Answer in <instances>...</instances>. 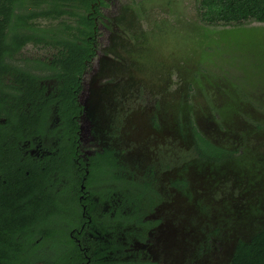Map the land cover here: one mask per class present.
<instances>
[{
  "label": "rangeland",
  "instance_id": "374dc122",
  "mask_svg": "<svg viewBox=\"0 0 264 264\" xmlns=\"http://www.w3.org/2000/svg\"><path fill=\"white\" fill-rule=\"evenodd\" d=\"M103 1L98 53L80 94L100 115L83 116L80 147L87 157L117 142L129 172L154 179L147 218L156 224L146 240L133 239L129 256L226 264L240 240L264 228V23L210 24L200 0ZM60 21L42 23L57 29ZM55 52L28 44L21 57ZM199 135L222 155L198 149Z\"/></svg>",
  "mask_w": 264,
  "mask_h": 264
},
{
  "label": "trees",
  "instance_id": "16d2710c",
  "mask_svg": "<svg viewBox=\"0 0 264 264\" xmlns=\"http://www.w3.org/2000/svg\"><path fill=\"white\" fill-rule=\"evenodd\" d=\"M103 3L0 0V264H149L128 249L156 224L147 218L157 201L153 182L128 180L110 148L87 160L77 154L78 98L96 55ZM198 11L214 25L264 23V0H200ZM43 20H61L62 28ZM28 44L56 52L46 60L23 58ZM37 142L51 152L31 154L28 146ZM197 146L222 155L204 136ZM113 196L117 208L104 211ZM226 264H264V228L240 240Z\"/></svg>",
  "mask_w": 264,
  "mask_h": 264
},
{
  "label": "flooded vegetation",
  "instance_id": "af4514ba",
  "mask_svg": "<svg viewBox=\"0 0 264 264\" xmlns=\"http://www.w3.org/2000/svg\"><path fill=\"white\" fill-rule=\"evenodd\" d=\"M104 6H106V3H103V4L100 5V14L98 15L99 16L98 18L96 17L97 18L96 22H97V25H98V28H99V32H100V26H101V20L99 21V19L102 18V16H103V14H102V8ZM140 36H144V35L141 34ZM98 41H99V33H98ZM97 53H98V45H97L96 55H97ZM133 58H135V57H133ZM135 59H137V60H139V61H141V62H143L145 64L147 63V62H145V61H143V60H141L139 58H135ZM129 75L131 76V74H129ZM101 76L102 75H99L97 77V79L99 80L101 78ZM115 84H114V86L118 88V84L117 83H115ZM95 92H97V91H95ZM113 92H116L115 89H113L111 91V93H113ZM80 94H81V92H80ZM80 94H79V98L78 99H79L80 104L82 105V109H81V112H80V115H79V119H78L79 120V124H80V130H79V146H78L79 153H77V154H78V157H81L83 160H87L88 159V156L87 157H84L83 156L84 154L82 153V150H81V147H80V145L82 143V139H83V134H82L83 125L81 124V121H82V118H83L84 115H86V118H88V120L89 119L90 120L92 119V121H93L94 118H96L97 116L100 115L99 114L100 113V110H98L99 106L98 107L97 106L95 107V105L93 103V100L90 99V98H88L84 103H82L81 102V98H80ZM98 94L101 96V99H103V98H105L109 94V92L107 93V95H104V96H103V94H100V93H98ZM94 97L95 96H93V98ZM91 133H92V130L90 129L89 130V134H91ZM116 140L117 141H121V138L116 139ZM106 148H110V149L113 150L114 155L116 156V161L121 165L120 168H121L123 174L128 178V180L134 179V180H141L142 181V180L145 179V178L140 179L141 177H136V175H134V174H132V173L129 172V170L127 169V166L125 165L126 156L123 153V151L117 146V142H116V144H113L112 146L110 145V146H106V147L102 148V150H100V151H103ZM164 149H166V148H164ZM27 150H29V152L31 154L35 155V156H43L46 153H50L51 152V147H44L42 143H38L37 142L34 146L29 145ZM96 152H98V151H96ZM91 155H93V154H91ZM149 180H151L153 182L154 186H155L154 179H149ZM82 184H84V183H82ZM99 184H101V183H99ZM111 184H114V183L111 182ZM85 189L86 188H84V190H82V191H85ZM155 189H156V187H155ZM157 194L158 193H154L155 198H157ZM82 197H83V195H81V198ZM107 205H109L107 209L108 210H112V213H113V210L116 209L117 206H118V198L116 196H113L109 200H105L104 206H107ZM104 206H102V207H104ZM83 208H84V210L86 209V205L85 204H84V207ZM107 209H105V210H107ZM84 214H85V212H84ZM87 217H90V216H87ZM90 220H91V218H89V221ZM75 239L77 241H79V239L77 237H75Z\"/></svg>",
  "mask_w": 264,
  "mask_h": 264
},
{
  "label": "water",
  "instance_id": "95a60500",
  "mask_svg": "<svg viewBox=\"0 0 264 264\" xmlns=\"http://www.w3.org/2000/svg\"><path fill=\"white\" fill-rule=\"evenodd\" d=\"M81 188H82V190H84V188H85V185H84V184H82Z\"/></svg>",
  "mask_w": 264,
  "mask_h": 264
}]
</instances>
